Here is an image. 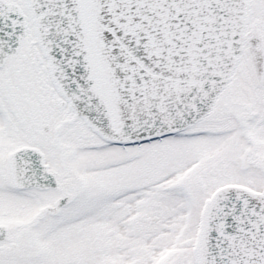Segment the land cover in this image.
<instances>
[{
	"label": "snow or ice",
	"instance_id": "snow-or-ice-1",
	"mask_svg": "<svg viewBox=\"0 0 264 264\" xmlns=\"http://www.w3.org/2000/svg\"><path fill=\"white\" fill-rule=\"evenodd\" d=\"M0 264H264V0H0Z\"/></svg>",
	"mask_w": 264,
	"mask_h": 264
}]
</instances>
